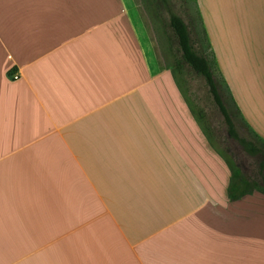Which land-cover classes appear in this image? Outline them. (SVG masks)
I'll return each mask as SVG.
<instances>
[{"label": "crops", "instance_id": "0c3cea01", "mask_svg": "<svg viewBox=\"0 0 264 264\" xmlns=\"http://www.w3.org/2000/svg\"><path fill=\"white\" fill-rule=\"evenodd\" d=\"M194 2L264 140V0ZM135 14L0 0V264H264L258 158L231 161L205 133Z\"/></svg>", "mask_w": 264, "mask_h": 264}, {"label": "trees", "instance_id": "16d2710c", "mask_svg": "<svg viewBox=\"0 0 264 264\" xmlns=\"http://www.w3.org/2000/svg\"><path fill=\"white\" fill-rule=\"evenodd\" d=\"M200 21V19H199ZM169 25L178 43L179 56L175 58V63L181 72L190 74L191 70L203 77L209 93V103L197 101L191 102V109L197 115L205 133L214 140L221 148L227 150L231 161L235 159V151L228 145L229 139H233L244 153L258 156V177L264 184V140L254 133L250 138L241 134L235 123V113L230 107L233 104L235 111L239 113L238 107L225 84V81L218 70L213 52L210 49V56L200 45L199 39L192 33V24L186 21L180 14L171 12L169 15ZM207 47L210 48L207 42ZM186 64L189 66L187 67ZM174 71V70H173ZM219 74V78L216 77ZM222 82V84H221ZM227 89L228 99L224 97L222 88ZM186 96L191 101V89L187 85ZM214 111V112H212ZM214 113V114H213ZM216 114V115H215ZM233 159V160H232Z\"/></svg>", "mask_w": 264, "mask_h": 264}, {"label": "rangeland", "instance_id": "374dc122", "mask_svg": "<svg viewBox=\"0 0 264 264\" xmlns=\"http://www.w3.org/2000/svg\"><path fill=\"white\" fill-rule=\"evenodd\" d=\"M133 2L139 32L143 38L147 36L149 41L145 42L151 56H153L152 53L154 52L156 60L160 64L173 68L174 74L185 92L187 91V85L190 86L191 101L209 103L210 96L203 77L191 70L189 75L186 74V81L184 79V72H181L176 65L175 58L179 56L178 43L169 25L170 13L176 12L180 14L186 21H189L190 25L192 24V33L199 39L200 45L210 56V48L207 47V41L205 40L194 0H133ZM186 66L189 67L187 64ZM216 74V77L219 78V74ZM222 91L224 97L228 99L227 89L224 87ZM229 105L235 113L234 119L239 132L247 137L254 138L250 128L241 119L237 111H235L233 104L230 103ZM228 145L235 151L236 157L234 160L237 162H252L258 158L256 155L252 157L244 153L239 144L233 139H229ZM229 157L232 156L229 155Z\"/></svg>", "mask_w": 264, "mask_h": 264}, {"label": "built area", "instance_id": "2783aa9c", "mask_svg": "<svg viewBox=\"0 0 264 264\" xmlns=\"http://www.w3.org/2000/svg\"><path fill=\"white\" fill-rule=\"evenodd\" d=\"M11 75L12 77H15V78L18 77V73H12Z\"/></svg>", "mask_w": 264, "mask_h": 264}]
</instances>
